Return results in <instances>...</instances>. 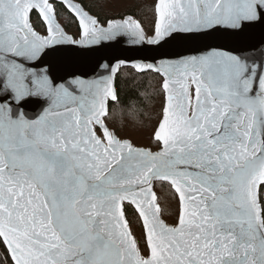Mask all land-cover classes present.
Wrapping results in <instances>:
<instances>
[{"label":"snow or ice","instance_id":"snow-or-ice-1","mask_svg":"<svg viewBox=\"0 0 264 264\" xmlns=\"http://www.w3.org/2000/svg\"><path fill=\"white\" fill-rule=\"evenodd\" d=\"M0 0V245L11 264H264V0H157L152 34L72 0ZM46 27L41 35L30 13ZM259 33V47L251 43ZM167 49L134 63L161 79L158 150L105 123L113 75L54 74L64 46L119 37ZM83 54H89L85 51ZM47 56L50 62L40 64ZM123 63V62H119ZM96 68L108 71L99 62ZM28 102L40 104L30 115ZM178 198L161 219L155 189ZM143 226L133 236L124 204Z\"/></svg>","mask_w":264,"mask_h":264},{"label":"trees","instance_id":"trees-1","mask_svg":"<svg viewBox=\"0 0 264 264\" xmlns=\"http://www.w3.org/2000/svg\"><path fill=\"white\" fill-rule=\"evenodd\" d=\"M90 14L98 16L102 22L108 19L133 16L140 21L145 32L152 34L154 22V6L156 0H75ZM58 21L66 32L76 36L78 26L73 17L60 3L53 2ZM33 27L44 33V25L38 14L31 13ZM161 78L156 73H137L132 68H121L115 77L117 100L108 103V115L104 118L106 125L121 139H129L132 143L157 149L153 140L154 128L161 118L163 94L160 89ZM161 216L168 223H173L178 211L177 199L168 194L167 188L155 189ZM126 219L130 223L132 233L143 249V231L139 218L132 207L125 205ZM0 264H10L6 259V251L0 245Z\"/></svg>","mask_w":264,"mask_h":264},{"label":"water","instance_id":"water-1","mask_svg":"<svg viewBox=\"0 0 264 264\" xmlns=\"http://www.w3.org/2000/svg\"><path fill=\"white\" fill-rule=\"evenodd\" d=\"M49 2L52 4L53 2L60 3L68 11V9L64 6V4L61 3V0H49ZM72 2L75 4H80L75 0H72ZM33 11L38 14L36 10H33ZM31 13H30V19H31ZM70 15L72 14L70 13ZM117 19H121V18H117ZM40 21L42 22V20ZM57 22L60 24L58 19H57ZM44 29H45L44 33L38 32L36 29L35 30L41 35H46L45 26H44ZM260 42H261V37L259 33H257L252 38L251 43L256 44L259 47ZM166 50L167 49L165 48H160L159 46H154V45H148L147 43L133 44L130 42V38L126 36L119 37L118 39L112 42H105L101 44L100 46L94 47L93 49H90V50H83V49L76 48L74 46H64L61 50V54L57 58L58 70L54 69V74L58 76H62L66 79H70L72 75H79L83 79H90V78H94L98 72L102 74L113 75L111 73V67L115 66L117 67V71L113 75V86H114V91L116 93L115 77L121 68L129 67V68H132L135 72H137L135 68L132 66L134 63H144V64L155 63L158 59L161 58V54ZM85 51H87L89 54L87 55L83 54ZM46 62H50V58L47 56H45L44 59L40 61V64H44ZM97 62H99V64L101 65H108L109 66L108 71L104 72L103 69L96 68ZM119 62H123V63H119ZM146 72H151V71H146ZM115 101L109 98V100L107 101V111H108V103L115 102ZM24 108L30 115H33L40 111V104L36 102H28L24 105ZM109 130L113 131L110 128ZM124 140H129V139H124ZM132 144L136 147H143V146L136 145L134 143ZM143 148H148V147H143ZM152 150L156 151L158 149H152ZM177 204H178V198H177ZM125 205H128L127 202H125L124 207ZM136 214L138 216V213ZM161 219L164 222H166L162 218V216H161ZM140 223H141V227L143 231L142 221H140Z\"/></svg>","mask_w":264,"mask_h":264},{"label":"rangeland","instance_id":"rangeland-1","mask_svg":"<svg viewBox=\"0 0 264 264\" xmlns=\"http://www.w3.org/2000/svg\"><path fill=\"white\" fill-rule=\"evenodd\" d=\"M143 147H144V146H143ZM166 222H167V221H166ZM130 229H131V228H130ZM131 231H132V230H131ZM132 234H133V233H132ZM133 236L135 237L136 235L133 234ZM142 236H143V235H142ZM136 238H137V237H135V239H136ZM137 241H138V240H137ZM8 259H9V258H8ZM9 261H10V260H9ZM10 264H11V262H10Z\"/></svg>","mask_w":264,"mask_h":264}]
</instances>
